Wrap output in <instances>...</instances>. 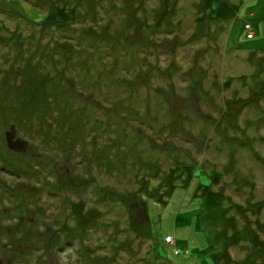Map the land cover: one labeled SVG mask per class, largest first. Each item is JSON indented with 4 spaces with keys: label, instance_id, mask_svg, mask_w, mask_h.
<instances>
[{
    "label": "rangeland",
    "instance_id": "1",
    "mask_svg": "<svg viewBox=\"0 0 264 264\" xmlns=\"http://www.w3.org/2000/svg\"><path fill=\"white\" fill-rule=\"evenodd\" d=\"M206 1L0 0V264H221L218 214L191 191L149 199L178 164L211 184L199 198L259 204L229 217L264 245V0H219L234 14L209 25ZM11 126L22 154L6 148ZM252 247H229L231 262Z\"/></svg>",
    "mask_w": 264,
    "mask_h": 264
},
{
    "label": "trees",
    "instance_id": "2",
    "mask_svg": "<svg viewBox=\"0 0 264 264\" xmlns=\"http://www.w3.org/2000/svg\"><path fill=\"white\" fill-rule=\"evenodd\" d=\"M223 2V0H221ZM205 8L204 12L210 11V13H205V15H203V17L200 19V23L201 24H211V23H216L217 21H221V12L222 8L225 6L227 7V10H229L230 14L232 13V15L234 14V11L231 10L226 4L224 6H222V4L220 3L219 0H216L215 2H211L210 0L206 1L205 3ZM203 12V13H204ZM61 17L59 18H51L49 19L47 22H52L55 23V26H61L62 24L67 25V21H61ZM51 25V24H50ZM249 25V24H246ZM245 25V27H246ZM250 26V25H249ZM219 26L217 27L219 29ZM84 28H87V25L84 26ZM251 28V26H250ZM252 30V28H251ZM214 30L212 29V31H206L207 35L212 33ZM249 32V31H248ZM252 32V31H251ZM83 37V40L80 39L78 41V47H75L77 51H83L85 50V48L87 49V47L85 46V38L83 35H81ZM253 35H251L249 38H252ZM59 41H69L71 43H73L74 41L71 40H67L64 39V37L59 36L58 37ZM86 43L87 40H86ZM90 49H92V47H90ZM110 47L109 46H105L104 47V51L108 52V53H116V51L111 50V52L109 51ZM254 53H258V52H254ZM264 53V52H262ZM39 57L38 54L36 55H31L30 59H35L36 57ZM58 54H56L53 57L54 61H57L58 63H56L55 65L52 64V62L49 59H42L40 58L41 61L44 62L45 67L46 68H50L49 74H51L52 72L56 73V70L60 71L61 74L63 73L64 77H71V73L74 74V78L76 80H79L80 77H82L81 75V70L80 68L74 66L72 71L70 70L69 67H71V65L69 64H65V61H63L62 57L61 59H57ZM26 62H24V67L26 69L33 67L34 65H30L27 66L25 65ZM42 63H40L39 65H37V69H41ZM62 69V70H61ZM41 78L44 79V70L41 71ZM89 73V71H88ZM1 76L3 74H0ZM84 77V76H83ZM122 86L125 87V83H122ZM129 93H135V92H129ZM136 94V93H135ZM138 95V94H136ZM96 152V151H95ZM96 155V153H95ZM175 168V175L177 178L174 179V183L172 184V187L170 190H168V192L166 191V186H164L162 184V189H159V194H162V199L158 200L155 197L154 198H149L150 200H152V202L159 204L161 206H165L169 199H171L173 197V195L175 194H181L182 192H186V191H191L192 193V197L193 198H198V200H201L200 204L202 205V209L205 211H210V212H215L216 214H218L221 218L222 221L224 223L222 231L219 232L218 234H216L214 240V243H216L217 245H219V248H214V252L215 255L212 256L213 259L216 260H220L221 264H243V263H239V262H231V259L229 257V254L227 252V249L229 247H233V246H237L239 244L240 241L242 240H247L250 241L253 245L252 249H251V256L249 257V259L246 261V263L248 264H264V245H261V243L259 242L260 236L255 233L251 228H249V226H243V228H238V226L236 225L235 219L233 217H229L230 213H233L236 211V213L240 212H244L246 211H250L252 214H254V217H257V215L260 213L261 211V206H259V204H253L250 207H248L247 205L245 206H241L238 204H234V203H228V205L225 207L224 204L227 203L226 198H222V197H218L215 196L213 194H208L204 197L199 198L198 197V193H199V189L205 187L210 188L211 184H209L208 182H206L204 179H201L199 175V171L198 168L193 167V166H185L183 164H178L176 166H174ZM198 171V172H196ZM9 173V171H7ZM186 179V181L184 180ZM161 177L159 176L157 178V181L160 182ZM213 180V178H212ZM182 181V183L180 185H176L178 182ZM158 185V184H156ZM171 185V183L169 184ZM260 221V220H259ZM257 235V236H256ZM137 239L142 240V237L137 236ZM151 239V231H150V226H149V231H147V241ZM164 242L165 244L168 245H172L175 246V241L172 237L170 236H165L164 238ZM180 251L177 250L176 248L174 249V254H179ZM146 254V253H145Z\"/></svg>",
    "mask_w": 264,
    "mask_h": 264
},
{
    "label": "water",
    "instance_id": "3",
    "mask_svg": "<svg viewBox=\"0 0 264 264\" xmlns=\"http://www.w3.org/2000/svg\"><path fill=\"white\" fill-rule=\"evenodd\" d=\"M4 140L6 148L12 153L22 154L29 148V143L21 138H16V130L14 126L10 127V130L5 132Z\"/></svg>",
    "mask_w": 264,
    "mask_h": 264
},
{
    "label": "built area",
    "instance_id": "4",
    "mask_svg": "<svg viewBox=\"0 0 264 264\" xmlns=\"http://www.w3.org/2000/svg\"><path fill=\"white\" fill-rule=\"evenodd\" d=\"M245 29L249 31V35L251 36L252 35V32H251L252 30H251L250 26L246 25Z\"/></svg>",
    "mask_w": 264,
    "mask_h": 264
},
{
    "label": "bare ground",
    "instance_id": "5",
    "mask_svg": "<svg viewBox=\"0 0 264 264\" xmlns=\"http://www.w3.org/2000/svg\"><path fill=\"white\" fill-rule=\"evenodd\" d=\"M88 48L90 49V47H88ZM14 176H16V174Z\"/></svg>",
    "mask_w": 264,
    "mask_h": 264
}]
</instances>
